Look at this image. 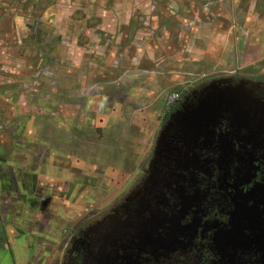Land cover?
<instances>
[{
  "label": "rangeland",
  "instance_id": "rangeland-1",
  "mask_svg": "<svg viewBox=\"0 0 264 264\" xmlns=\"http://www.w3.org/2000/svg\"><path fill=\"white\" fill-rule=\"evenodd\" d=\"M0 32V90L11 95L8 101L0 97L1 114L10 102L23 112L21 125L28 130L30 113L38 115L47 143L63 145L84 142L78 136L86 125L56 113L78 119L85 111L86 129L93 134L115 124L116 130L103 129L100 140L90 141L95 147L84 151L103 171L125 153L138 158L140 148L142 162L144 143L151 148L144 161L149 171L165 124L162 115L181 95L218 80L264 78V0H0ZM15 118L1 117L0 126L9 131ZM7 135L1 132L0 140L11 142ZM173 142L168 138V146ZM159 164L157 159L155 169ZM92 169L86 166V174ZM89 179L93 184L96 178ZM138 185L139 179L136 191ZM105 199L99 201L103 208L111 200ZM67 217L68 224L80 218ZM68 228L61 223L56 234ZM0 264L13 262L7 258Z\"/></svg>",
  "mask_w": 264,
  "mask_h": 264
},
{
  "label": "flooded vegetation",
  "instance_id": "flooded-vegetation-1",
  "mask_svg": "<svg viewBox=\"0 0 264 264\" xmlns=\"http://www.w3.org/2000/svg\"><path fill=\"white\" fill-rule=\"evenodd\" d=\"M19 109L9 131L0 126V133H8L11 141L0 140V178H8L14 191L13 178L21 177L24 163V143L35 139L21 125L24 116ZM82 114L78 119L61 112L55 116L88 128L90 119L85 111ZM162 119L161 141L149 171L144 161L151 148L145 143L142 162L140 148L138 158L125 153L105 171L102 165H91L85 149L95 147L91 142L106 134L103 129L116 130L115 124L99 126L94 137L88 136L93 134L91 129L84 128L86 132L78 136L84 142L65 146L71 151L68 157L52 149L41 151L37 159L34 154L28 164L40 163L41 178L72 181L64 210L80 217L67 223L54 264H264V78L214 81L181 95ZM168 138L174 141L171 146ZM124 146L130 149L129 144ZM53 153L65 160L55 162V169L47 161ZM157 159L160 164L155 169ZM86 166L93 168V174H86ZM26 171L30 172L29 166ZM51 171L59 173L51 175ZM123 173L128 174L125 179ZM91 177L96 178L93 184ZM138 179L141 189L136 191ZM109 185L114 191L112 186L109 191ZM76 188L81 189V203L87 207L78 208L71 198ZM104 198L111 200L103 208L99 201ZM2 208L0 243H8L12 234L7 228L18 233L20 225L4 223Z\"/></svg>",
  "mask_w": 264,
  "mask_h": 264
},
{
  "label": "crops",
  "instance_id": "crops-1",
  "mask_svg": "<svg viewBox=\"0 0 264 264\" xmlns=\"http://www.w3.org/2000/svg\"><path fill=\"white\" fill-rule=\"evenodd\" d=\"M2 33L5 36L6 32ZM11 38L16 40L17 37L12 35ZM5 39L6 37H4ZM11 47L14 52H17V45L14 44ZM2 70L4 71L0 66V71ZM2 81L0 79V83L2 84H0L1 89L4 85ZM21 85L23 86L22 82ZM1 92L4 93L0 94V97H5L6 101L11 98V95H5V91ZM1 109H4V113L2 112L1 114L0 112V116L5 118L17 112L16 107L10 106V102H8L7 106L4 104V107H1ZM27 114L29 113L27 112ZM22 115H24L23 112ZM37 116H34L33 113L29 115L31 126L28 137H34L35 139H31L30 143L24 141V154H22L24 163L20 172L21 177L13 178L17 191H14L13 186L11 188L8 178H0V205H4L5 208L1 210L3 221L8 225V222L20 225V230H17L18 233H15L11 227L7 228V232H10L12 235L7 236L9 239L8 243H0V261L10 258L13 264H54V257L57 253L56 248L60 240L66 236L64 232L62 233V237L61 235H57L55 228L61 223H66L68 226L67 216L69 214L65 212L64 208L65 205H68L65 198L70 194L69 192L73 185L72 181H65V178H41L42 168L39 167L40 163L32 166L34 168H30V172L26 171V167L31 166L28 163H31L32 157H35L34 154H37L35 157L37 159L41 151H45L46 153L51 149L54 151L58 150L59 152L65 151L66 145H63L61 142L58 144L47 143V136L44 137V132L41 129L39 130L42 122L39 123V117ZM33 123H36V125H33ZM35 129H37L36 132ZM40 134L43 136L42 138H40ZM40 147H42V150H40ZM64 158L60 157L59 159L53 153V156L48 154L47 161H50V166L54 167L55 165V169L57 167L55 162H65ZM50 174H55V171H51ZM14 179L18 182H15ZM75 179L73 180L80 182V178ZM75 191L76 197L74 199H76V205L79 208L82 200V196H79L81 189L76 188Z\"/></svg>",
  "mask_w": 264,
  "mask_h": 264
}]
</instances>
